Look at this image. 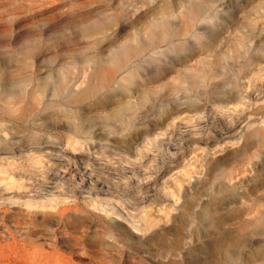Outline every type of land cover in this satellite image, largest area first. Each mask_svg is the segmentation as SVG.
<instances>
[{
	"label": "rangeland",
	"instance_id": "rangeland-1",
	"mask_svg": "<svg viewBox=\"0 0 264 264\" xmlns=\"http://www.w3.org/2000/svg\"><path fill=\"white\" fill-rule=\"evenodd\" d=\"M13 237L43 264H264V0H0Z\"/></svg>",
	"mask_w": 264,
	"mask_h": 264
},
{
	"label": "bare ground",
	"instance_id": "bare-ground-1",
	"mask_svg": "<svg viewBox=\"0 0 264 264\" xmlns=\"http://www.w3.org/2000/svg\"><path fill=\"white\" fill-rule=\"evenodd\" d=\"M194 13H195V10L193 11V15ZM171 46L173 47V44ZM142 51H143L142 48L136 47V48H133L131 50L124 52L121 55V57H119L118 59H115L111 62L101 63L100 65H98L97 68H95L96 69L95 71H92L87 75L86 81L85 82L83 81L84 84H81L78 87L75 86L76 88H68L66 86L69 97H71V99H74V100H83L89 97L90 93L94 91L95 89L101 88L103 86H108L114 80L116 71L119 70L120 68H123L127 64L128 61H130L132 58H134L136 55H138ZM93 76L96 79L95 86L93 85L91 86L89 83L90 78ZM111 92H112V88L108 91V93H111ZM255 133H256L255 130H253L247 135V138H249V136H251L252 134L254 135ZM66 210H67L66 207H63V208L59 207V211L58 210L57 211L59 212V214H63L64 211ZM209 217H212V216H208V218ZM12 236H13V233H12ZM23 241L24 242L21 241L22 243H18L19 241L17 242L15 238L14 240L6 239V240H3V242L0 241V264H31V262L32 264H43L44 257L43 256L41 257L40 255L36 254L35 245H31L30 243L29 244L27 243L30 241V239L25 238L23 239ZM31 248L33 250L32 252H29ZM28 257H30L31 259L29 260L31 261L30 263H28V259H27ZM45 261L47 262L46 259Z\"/></svg>",
	"mask_w": 264,
	"mask_h": 264
}]
</instances>
